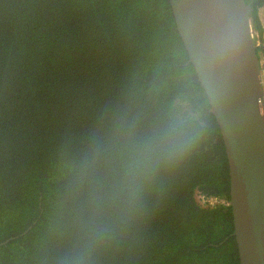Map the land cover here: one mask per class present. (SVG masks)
<instances>
[{
  "label": "trees",
  "instance_id": "16d2710c",
  "mask_svg": "<svg viewBox=\"0 0 264 264\" xmlns=\"http://www.w3.org/2000/svg\"><path fill=\"white\" fill-rule=\"evenodd\" d=\"M228 190L168 0H0V264H239Z\"/></svg>",
  "mask_w": 264,
  "mask_h": 264
},
{
  "label": "water",
  "instance_id": "95a60500",
  "mask_svg": "<svg viewBox=\"0 0 264 264\" xmlns=\"http://www.w3.org/2000/svg\"><path fill=\"white\" fill-rule=\"evenodd\" d=\"M224 144L239 264H264V91L245 0H168Z\"/></svg>",
  "mask_w": 264,
  "mask_h": 264
},
{
  "label": "clouds",
  "instance_id": "9594fccd",
  "mask_svg": "<svg viewBox=\"0 0 264 264\" xmlns=\"http://www.w3.org/2000/svg\"><path fill=\"white\" fill-rule=\"evenodd\" d=\"M177 132V125L175 123L169 124L168 128L161 135L160 142L157 143L154 148L150 149L149 151H158L162 155L170 153L173 145L169 142V137Z\"/></svg>",
  "mask_w": 264,
  "mask_h": 264
},
{
  "label": "rangeland",
  "instance_id": "374dc122",
  "mask_svg": "<svg viewBox=\"0 0 264 264\" xmlns=\"http://www.w3.org/2000/svg\"><path fill=\"white\" fill-rule=\"evenodd\" d=\"M258 20L261 26L260 27L261 32L258 33L257 31L252 30V35L255 44L260 46L261 49L264 50V7L263 6L258 9ZM259 57H260V65H261V75H262V79L264 80V54L260 53Z\"/></svg>",
  "mask_w": 264,
  "mask_h": 264
},
{
  "label": "built area",
  "instance_id": "2783aa9c",
  "mask_svg": "<svg viewBox=\"0 0 264 264\" xmlns=\"http://www.w3.org/2000/svg\"><path fill=\"white\" fill-rule=\"evenodd\" d=\"M262 78V75H261ZM262 83H263V91H264V80L262 79ZM200 197V198H199ZM196 199L202 203V204H216V203H223L226 204L225 200L219 199V198H215V197H211V198H206L204 195L202 194H198L196 196Z\"/></svg>",
  "mask_w": 264,
  "mask_h": 264
},
{
  "label": "flooded vegetation",
  "instance_id": "af4514ba",
  "mask_svg": "<svg viewBox=\"0 0 264 264\" xmlns=\"http://www.w3.org/2000/svg\"><path fill=\"white\" fill-rule=\"evenodd\" d=\"M228 205H229V202H228Z\"/></svg>",
  "mask_w": 264,
  "mask_h": 264
}]
</instances>
